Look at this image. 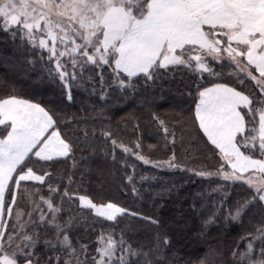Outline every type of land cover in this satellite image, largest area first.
<instances>
[{"label": "snow or ice", "instance_id": "1", "mask_svg": "<svg viewBox=\"0 0 264 264\" xmlns=\"http://www.w3.org/2000/svg\"><path fill=\"white\" fill-rule=\"evenodd\" d=\"M0 32L10 35L13 42L19 36L20 43L33 51L39 48L41 59L47 54L46 67L51 69L47 75L59 81L68 102L73 99L72 85L89 69L99 70L101 85L111 80L113 90L121 93L129 89L135 93L137 81L154 84L176 70H187L195 80L187 121L195 129L196 141L217 165L213 171L195 174L220 177L239 187L246 197L227 211L223 205L231 197L222 200L219 208L209 210L203 224L219 223L221 216L225 223L242 221L255 207L262 216L261 226L236 241L228 264H264V0H0ZM218 67L227 68V75L218 72ZM100 91L106 90L101 87ZM64 114L61 106L48 107L15 88L0 95V264H40L37 240L25 234L29 225L22 222L18 207L21 186L30 182L48 184L49 192L38 202L47 206L48 213L41 211L39 222L32 221L31 226L46 224L53 229L57 239L44 241L52 245L48 250L59 248L70 257L77 250L69 236L71 218L60 222L64 200L75 203L78 199L82 211L109 222L126 215L140 216L118 202L95 203L80 194L72 188L76 183L72 175L65 174L67 183L62 185L54 187L49 182L54 171L45 166L54 170L75 151L74 141L64 132ZM151 119L157 133H163L165 146L171 136L174 147L176 137L169 132L168 122L154 111ZM181 121L183 129L187 122L183 114ZM102 135L106 141L111 139L114 150L120 147L144 165L193 171L177 163L175 154L153 160L142 154L139 140L132 148L124 142L118 144L112 132ZM57 195L60 204L54 203ZM32 215L30 211L29 217ZM143 219L159 224L152 217ZM244 241L245 249L240 251ZM156 243L155 251L160 252L159 233ZM163 243L170 246V238L165 235ZM117 248L121 251L118 257ZM80 250L87 252V246ZM95 252L94 264H133L130 257L138 255L123 234L117 241L114 232L105 238L103 230ZM64 264H72V260ZM201 264H215L213 249L209 248Z\"/></svg>", "mask_w": 264, "mask_h": 264}, {"label": "trees", "instance_id": "2", "mask_svg": "<svg viewBox=\"0 0 264 264\" xmlns=\"http://www.w3.org/2000/svg\"><path fill=\"white\" fill-rule=\"evenodd\" d=\"M41 55L39 48L33 51L30 46L22 45L19 36L13 42L10 35L0 32V95L15 88L20 94L48 107L59 105L65 113L61 117L67 124L64 132L74 141L75 151L54 170L45 166V170L54 171L49 182L54 187L62 185L67 183V175H72L76 182L72 188L88 195L95 203L112 200L140 213L137 217L126 215L109 222L82 211L78 199L75 203L64 200L60 222L63 224L71 218L69 236L77 250L74 256L81 258V264L85 260L94 264L101 230L105 238L114 232L117 241L123 234L127 244L138 253L130 257L133 264H160L161 261L163 264H201L209 248L214 250L215 264H228L232 260V250L237 247L236 241L260 227L262 216L253 207L242 221L225 223L221 216L219 223L204 226L203 220L209 210L219 208L222 200L231 197L228 204L223 205L227 211L230 205L237 201L243 203L246 197L239 187L225 183L215 175L201 177L195 174V171H213L216 160L196 141L195 129L187 121L186 110L192 100L189 93L195 89L191 74L187 70H176L154 84L146 85L143 80L135 82V93L131 89L121 93L119 89L113 90L111 80L101 85L99 70L89 69L81 81L72 85L73 99L68 102L67 94L62 95L59 81L47 75L51 71L46 67L47 54H43L44 59ZM217 71L226 74L228 69L218 67ZM104 74L108 75L107 72ZM90 77L92 82H89ZM101 87L106 91L102 93ZM153 111L168 122L169 132H174V147L171 136L165 146L163 133H157L151 119ZM182 114L187 121L183 129ZM105 131L114 133L113 138L118 144L124 142L132 148L139 140L142 154L153 160L168 159L175 154L177 163L193 171L144 165L130 154L125 155L120 147L114 150L111 139L106 141L102 135ZM130 176L133 179L129 180ZM33 187L40 196H48V184ZM60 191H64L63 187ZM60 202L57 195L54 203ZM143 217H152L159 224H151ZM40 231L54 233L46 224ZM158 233L160 252L155 251ZM165 235L171 240L170 246L163 243ZM246 243L239 244L240 251L245 249ZM81 246H87V252L80 250ZM255 248L259 252L260 244L257 243ZM120 255L117 248L116 256ZM67 256L65 251L62 260L65 261Z\"/></svg>", "mask_w": 264, "mask_h": 264}, {"label": "rangeland", "instance_id": "3", "mask_svg": "<svg viewBox=\"0 0 264 264\" xmlns=\"http://www.w3.org/2000/svg\"><path fill=\"white\" fill-rule=\"evenodd\" d=\"M227 75V73L225 74V76ZM217 166V165H216ZM219 179H221L220 177H218ZM222 180V179H221ZM30 185H32L31 187H25V186H21L20 192H21V196L18 198L19 199V204L18 207L22 210V222L26 223L29 225V227L27 228L25 234L26 235H32L34 239L37 240V244H36V255L38 257H40V264H45V261H47L48 259L52 260V264H57V257L59 256V264H62V262H64L62 260V258H64V252L63 253H58L60 252L59 248H57V251H51L48 250L52 247L51 244L49 245H45L44 241L48 240V241H56V235L55 232L50 235V231H47L46 233H43L45 231H40L41 227H33L31 226L32 221L35 222H39V214L41 211L48 213V209L46 205H43L42 203H38L40 200V195L37 193V189H35V187L33 186H37L38 184H33V183H29ZM37 188V187H36ZM28 194H31L30 196ZM32 212L33 215L31 216V218L29 217V212ZM6 219L8 218L7 215L5 217ZM48 219H50V215L47 217ZM103 219V218H101ZM12 222L15 223V212L13 214L12 217ZM9 227H11V225H9ZM43 250L44 252L40 251ZM83 255H81L82 257ZM67 259H71L72 260V264H76V261L78 260L79 257L72 255L67 256ZM66 259V260H67ZM65 260V259H64ZM79 261L82 262L81 258H79Z\"/></svg>", "mask_w": 264, "mask_h": 264}]
</instances>
